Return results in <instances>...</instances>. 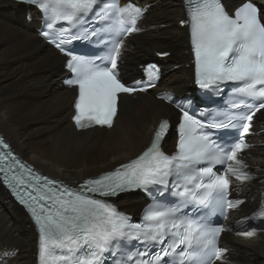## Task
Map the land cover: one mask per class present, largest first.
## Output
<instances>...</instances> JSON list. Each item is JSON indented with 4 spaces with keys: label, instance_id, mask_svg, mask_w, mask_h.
Masks as SVG:
<instances>
[{
    "label": "snow or ice",
    "instance_id": "6c2138e0",
    "mask_svg": "<svg viewBox=\"0 0 264 264\" xmlns=\"http://www.w3.org/2000/svg\"><path fill=\"white\" fill-rule=\"evenodd\" d=\"M23 2L38 5L48 18L47 29L56 24L69 26L59 33L45 31L42 35L69 57L66 67L72 75L66 84L78 89L73 117L76 126L110 127L120 94L145 90L127 86L116 71L122 37L139 30L137 22L144 10L131 2L121 5L120 0ZM187 7L195 83L217 93L222 92V85L231 83L233 96L240 98L231 108L246 111L202 120L178 104L182 119L176 153L168 155L161 149L169 128V122L162 120L150 146L138 157L75 190L32 175L10 151L0 152V172L21 203L29 207L38 226L40 264H106L108 257L117 256L122 258L114 259L113 264H215L223 259L227 249L219 247L218 238L224 227L214 226L207 215L190 216L184 209L192 206L195 212L199 208L227 212L241 203L228 199L230 176L241 182L252 179L244 162L237 158L247 147L244 139L221 142L214 138L212 129L236 127L233 121L239 120L246 122L241 127L248 133L255 112L264 109V11L253 0H244L231 15L221 0H187ZM89 14L102 25L100 31L116 37L108 57L76 55L63 47L76 38L71 29ZM97 34L95 30L90 33ZM145 74L153 82L159 78V69L148 65ZM160 98L174 102L171 96ZM0 146L9 148L3 140ZM217 165L226 166V172L218 174L214 170ZM25 173L31 179L26 180ZM135 189H154L161 197L167 192L179 200L170 204L154 199L142 222L133 223L102 199ZM255 216L264 218V209ZM133 241L143 250L133 254L135 245L129 248ZM125 248L127 252L122 251ZM153 248L157 251L150 252Z\"/></svg>",
    "mask_w": 264,
    "mask_h": 264
},
{
    "label": "bare ground",
    "instance_id": "6f19581e",
    "mask_svg": "<svg viewBox=\"0 0 264 264\" xmlns=\"http://www.w3.org/2000/svg\"><path fill=\"white\" fill-rule=\"evenodd\" d=\"M128 1L146 6L148 11L139 30L123 43L121 76L127 83L141 79L140 71L148 61L143 63L150 58L163 67V78L150 92L123 96L110 127L80 132L71 122L76 91L63 83L69 77L68 58L40 36L42 19L37 10L0 1V132L23 159L68 184L98 176L136 157L150 143L161 119L173 123L162 150L175 153L182 117L157 95H191L195 66L183 1L122 0L121 5ZM224 2L233 10L244 0ZM253 2L264 11V0ZM248 142L251 148L244 159L262 181L233 184V195L245 202L229 215L226 225L230 229L254 212L263 199L264 109L256 117ZM115 203L133 215L147 201L133 194ZM221 244L228 250L223 264H264V231L254 238L226 233ZM38 254L39 238L30 218L0 182V264H38Z\"/></svg>",
    "mask_w": 264,
    "mask_h": 264
},
{
    "label": "rangeland",
    "instance_id": "374dc122",
    "mask_svg": "<svg viewBox=\"0 0 264 264\" xmlns=\"http://www.w3.org/2000/svg\"><path fill=\"white\" fill-rule=\"evenodd\" d=\"M150 60V58L149 59H147L143 64H145L147 61H149ZM142 64V65H143ZM167 76V75H166ZM165 76V77H166ZM181 120L180 119H178V122H180ZM172 125H173V123H172ZM259 180H262V179H257V181H259ZM234 255H236V258H238L239 260H240V258H239V256L236 254V253H233Z\"/></svg>",
    "mask_w": 264,
    "mask_h": 264
}]
</instances>
